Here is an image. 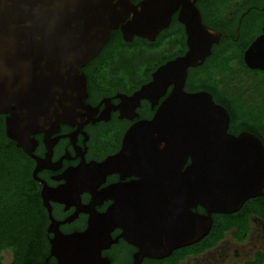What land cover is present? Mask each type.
<instances>
[{
	"label": "water",
	"instance_id": "1",
	"mask_svg": "<svg viewBox=\"0 0 264 264\" xmlns=\"http://www.w3.org/2000/svg\"><path fill=\"white\" fill-rule=\"evenodd\" d=\"M174 7L172 0H0V115L6 116L7 137L29 153L31 136L51 118L81 116L88 108L80 69L99 55L113 31L120 30L126 42L153 41ZM193 26L189 52L159 68L132 98L152 101L173 85L156 117L127 132L119 154L78 169L72 186L87 191L92 177L100 183L111 173H126L138 180L114 189L148 190L153 193L135 197L150 201L143 208L116 202L106 214L92 215L82 233L61 235L52 223L51 253L59 264H108L102 251L118 241L111 237L115 228H123L120 238L139 248L134 264L165 258L203 239L213 214L235 213L263 195V143L251 133H228L230 116L211 95L184 91L188 70L202 65L222 36ZM196 28L203 33L194 34ZM245 61L264 70V36ZM198 206L206 215L193 211ZM145 226L152 227L153 239L137 238Z\"/></svg>",
	"mask_w": 264,
	"mask_h": 264
},
{
	"label": "flooded vegetation",
	"instance_id": "2",
	"mask_svg": "<svg viewBox=\"0 0 264 264\" xmlns=\"http://www.w3.org/2000/svg\"><path fill=\"white\" fill-rule=\"evenodd\" d=\"M172 1L176 7L170 22L153 41L134 37L126 42L120 30L113 31L99 55L80 69L86 77L88 110L65 122L51 118L42 132L31 136L29 153L7 137L6 116L0 115L9 151L7 156L0 155V168L5 169L0 188L22 191L30 222L42 230L49 248L34 257L12 251L9 264H59L51 253L52 223L61 235L82 233L92 215L106 214L116 202L124 208H143L150 201L135 197L153 193L148 190L114 189L138 180L126 173H111L100 183L97 176L92 177L87 191L72 186L78 169L119 154L127 132L156 117L173 85L152 101L132 98L152 82L159 68L189 52L192 25H203L222 36L202 65L188 70L184 91L211 95L230 116L228 133H251L264 145V70L252 69L245 61L247 50L264 36V0ZM192 15L201 24L191 23ZM201 33L199 28L194 30L196 35ZM1 199L6 206L15 201L10 195ZM193 211L206 215L200 206ZM124 232L123 228L111 232L118 241L102 251L108 264L135 263L140 250L120 238ZM137 238L153 239L152 227L139 229ZM5 253H0V264ZM140 264H264V189L262 196L248 200L235 213L213 214L212 226L199 242L176 248L165 258L144 257Z\"/></svg>",
	"mask_w": 264,
	"mask_h": 264
},
{
	"label": "trees",
	"instance_id": "3",
	"mask_svg": "<svg viewBox=\"0 0 264 264\" xmlns=\"http://www.w3.org/2000/svg\"><path fill=\"white\" fill-rule=\"evenodd\" d=\"M4 125L0 119V155L7 156L8 150L4 142H7L4 136ZM1 159V158H0ZM1 162V161H0ZM5 172L4 168H0V181ZM9 173L11 171H8ZM2 188V187H1ZM0 188V253L11 250L19 255L28 254L38 256L39 254L49 251L48 244L43 234L37 226L34 227L30 222V212L28 207L21 200L23 198L22 191L16 188ZM6 195H10L14 204L6 206L2 204ZM19 199V201L17 200ZM18 203H15V202ZM37 261H30V264H36Z\"/></svg>",
	"mask_w": 264,
	"mask_h": 264
},
{
	"label": "rangeland",
	"instance_id": "4",
	"mask_svg": "<svg viewBox=\"0 0 264 264\" xmlns=\"http://www.w3.org/2000/svg\"><path fill=\"white\" fill-rule=\"evenodd\" d=\"M6 253L2 255V258H3V261L2 263L3 264H9L10 261H11V253L12 251L11 250H8V251H5Z\"/></svg>",
	"mask_w": 264,
	"mask_h": 264
}]
</instances>
